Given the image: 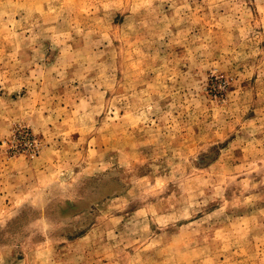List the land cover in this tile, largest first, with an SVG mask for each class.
<instances>
[{
  "label": "rangeland",
  "instance_id": "1",
  "mask_svg": "<svg viewBox=\"0 0 264 264\" xmlns=\"http://www.w3.org/2000/svg\"><path fill=\"white\" fill-rule=\"evenodd\" d=\"M0 264H264V0H0Z\"/></svg>",
  "mask_w": 264,
  "mask_h": 264
}]
</instances>
